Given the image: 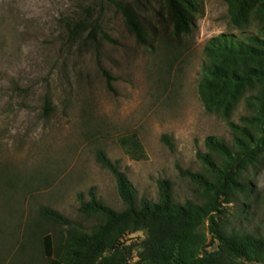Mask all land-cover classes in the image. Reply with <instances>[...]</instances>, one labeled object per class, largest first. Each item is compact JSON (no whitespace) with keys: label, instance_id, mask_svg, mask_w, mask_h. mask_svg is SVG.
I'll use <instances>...</instances> for the list:
<instances>
[{"label":"rangeland","instance_id":"obj_1","mask_svg":"<svg viewBox=\"0 0 264 264\" xmlns=\"http://www.w3.org/2000/svg\"><path fill=\"white\" fill-rule=\"evenodd\" d=\"M123 1L142 19L146 43L108 0H0V264H49L41 227L55 235L64 226L39 223L41 204L86 228L96 218L80 210L78 193L88 199L89 187L109 206L123 208L115 177L97 161V149L127 174L138 198L156 200L157 180L167 177L176 201L201 202L200 187L181 176L178 166L205 170L197 153L208 150L206 136L231 144L228 120L243 125L241 116L253 113L242 99L226 119L206 111L199 97L206 40L240 31L230 23L224 0H199L192 32L180 36L173 33L164 0ZM87 3L101 4L100 27L95 38L85 31L73 39L63 19ZM132 132L136 151L120 141ZM242 175L251 190L224 204V227L264 236V156ZM33 230L37 235L28 240ZM147 234L137 230L129 237L139 242Z\"/></svg>","mask_w":264,"mask_h":264},{"label":"trees","instance_id":"obj_2","mask_svg":"<svg viewBox=\"0 0 264 264\" xmlns=\"http://www.w3.org/2000/svg\"><path fill=\"white\" fill-rule=\"evenodd\" d=\"M108 1L123 15L136 38L146 43L145 25L134 8L123 0ZM164 1L174 35L190 34L201 10L199 0ZM224 2L230 23L240 31L221 32L206 40L199 97L206 111L226 119L242 99L253 113L241 116L243 125L228 120L234 132L231 144L206 136L208 150L197 153L205 170L178 166L181 176L200 187L203 200L176 201L173 182L167 177L157 180L156 200L138 198L127 174L103 149H97V161L115 177L124 206H109L96 196L94 186L89 187L86 200L78 193L80 210L96 218V223L86 228L49 205H39V223L44 220L64 226L62 234L55 235L41 227L42 250L49 264H264V236L239 228L226 229L221 218L224 204L251 190L241 180L244 168L264 156V0ZM100 7L87 3L77 17L64 18L69 36L74 39L86 31L87 38H95L101 16L96 9ZM105 74L111 88V76ZM49 108L46 99L45 109ZM161 138L174 148L170 135L163 133ZM120 141L129 150L139 149L133 132ZM144 229L148 234L141 241L130 239L131 232ZM36 235L33 230L28 240Z\"/></svg>","mask_w":264,"mask_h":264}]
</instances>
